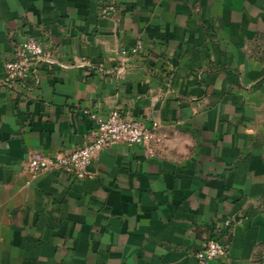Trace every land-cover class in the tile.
Masks as SVG:
<instances>
[{
  "label": "crops",
  "instance_id": "0c3cea01",
  "mask_svg": "<svg viewBox=\"0 0 264 264\" xmlns=\"http://www.w3.org/2000/svg\"><path fill=\"white\" fill-rule=\"evenodd\" d=\"M28 37L56 65L0 85V264H199L217 234L212 264L264 263V0H0V80ZM115 109L150 151L113 144L84 180L28 171Z\"/></svg>",
  "mask_w": 264,
  "mask_h": 264
},
{
  "label": "built area",
  "instance_id": "2783aa9c",
  "mask_svg": "<svg viewBox=\"0 0 264 264\" xmlns=\"http://www.w3.org/2000/svg\"><path fill=\"white\" fill-rule=\"evenodd\" d=\"M116 10L114 4H104L100 14L102 17H108ZM142 50L143 43L139 40L132 48H120L119 53L136 56ZM54 64L56 65L53 52L45 49L36 38L28 37L17 48L15 57L5 64V74L0 80V85L7 88L21 85L40 66ZM85 114L95 125V129L85 136L83 144L71 152L57 153L53 156L32 153L26 162V168L30 173L58 172L71 175L77 180H84L89 176L88 166L93 157L113 144L140 146L151 150L154 134L140 121L125 118L116 109L106 116L90 112ZM225 225L229 227L230 222H225ZM217 235L201 243L193 252L199 264H212L226 258L227 245L216 237Z\"/></svg>",
  "mask_w": 264,
  "mask_h": 264
},
{
  "label": "water",
  "instance_id": "95a60500",
  "mask_svg": "<svg viewBox=\"0 0 264 264\" xmlns=\"http://www.w3.org/2000/svg\"><path fill=\"white\" fill-rule=\"evenodd\" d=\"M264 264V263H263Z\"/></svg>",
  "mask_w": 264,
  "mask_h": 264
}]
</instances>
